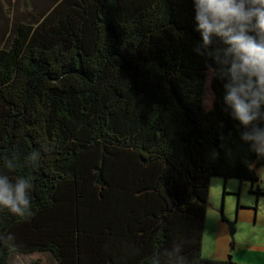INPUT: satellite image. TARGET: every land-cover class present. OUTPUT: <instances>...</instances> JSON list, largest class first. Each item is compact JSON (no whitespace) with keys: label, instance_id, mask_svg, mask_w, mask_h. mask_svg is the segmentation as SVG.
<instances>
[{"label":"trees","instance_id":"obj_1","mask_svg":"<svg viewBox=\"0 0 264 264\" xmlns=\"http://www.w3.org/2000/svg\"><path fill=\"white\" fill-rule=\"evenodd\" d=\"M194 28L190 0H0V174L35 178L0 264H234L202 256L211 178L257 209L264 159Z\"/></svg>","mask_w":264,"mask_h":264},{"label":"clouds","instance_id":"obj_2","mask_svg":"<svg viewBox=\"0 0 264 264\" xmlns=\"http://www.w3.org/2000/svg\"><path fill=\"white\" fill-rule=\"evenodd\" d=\"M194 31L199 39L193 53L211 61L223 81V101L243 130L241 141L264 159V0H190ZM38 154L33 152L35 161ZM14 159L5 158L10 169ZM34 176L15 182L0 174V211L18 219L32 215Z\"/></svg>","mask_w":264,"mask_h":264},{"label":"rangeland","instance_id":"obj_3","mask_svg":"<svg viewBox=\"0 0 264 264\" xmlns=\"http://www.w3.org/2000/svg\"><path fill=\"white\" fill-rule=\"evenodd\" d=\"M260 181H264V168L259 170ZM264 187V183L262 184ZM250 183L245 181L240 183L236 179H228L226 183L220 177L211 178L210 191L208 197V212L204 228L202 256L204 258L212 259L213 250L215 248V223L218 220L219 225L225 227L227 234L229 233L228 223H234V235L231 238V248L237 243V240L244 242L250 241L253 236H262L264 238V197H261L257 202V209L254 210L256 205V198L249 193ZM221 210L225 221L221 219ZM261 211V218L259 221L248 222L240 220L244 213L258 214ZM221 235V233H220ZM258 235V236H257ZM231 256V254L227 255ZM228 257H226V260ZM39 261V264H49L48 261L41 255H33L27 258H20L14 264H34Z\"/></svg>","mask_w":264,"mask_h":264},{"label":"crops","instance_id":"obj_4","mask_svg":"<svg viewBox=\"0 0 264 264\" xmlns=\"http://www.w3.org/2000/svg\"><path fill=\"white\" fill-rule=\"evenodd\" d=\"M264 181H260L258 186L259 188H263L262 184ZM256 211L254 213H244L241 215L240 220L252 222L259 221L261 218V211ZM264 221L263 219L260 220ZM215 223V231H214V239H215V248L213 250V258L223 260L227 255L231 254V261L234 264H264V238L262 236H253V238L244 242L242 240H237V243L231 248V238H229V233L227 234V230L225 227L219 225L218 220ZM221 233V235H220Z\"/></svg>","mask_w":264,"mask_h":264},{"label":"water","instance_id":"obj_5","mask_svg":"<svg viewBox=\"0 0 264 264\" xmlns=\"http://www.w3.org/2000/svg\"><path fill=\"white\" fill-rule=\"evenodd\" d=\"M254 210H256V209H254ZM254 212H255V211H254ZM220 215H221V219H223V217H222V216H223V214H222V210H221ZM222 221H223V220H222ZM234 223H235V222L228 223L230 237H233L234 232H235V229H234ZM227 260H231V256H229Z\"/></svg>","mask_w":264,"mask_h":264}]
</instances>
